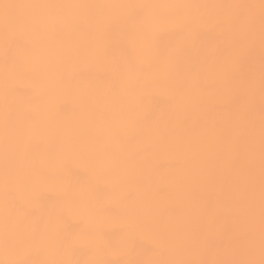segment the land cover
<instances>
[{
    "label": "bare ground",
    "instance_id": "1",
    "mask_svg": "<svg viewBox=\"0 0 264 264\" xmlns=\"http://www.w3.org/2000/svg\"><path fill=\"white\" fill-rule=\"evenodd\" d=\"M7 2L256 5L250 10L256 31L255 175L250 180L249 112L237 100L244 95L247 50L225 64L238 47L227 20L245 10H149L146 27L125 9L96 10L95 16L64 10L38 29L14 33L7 61L0 28V239L6 112L10 163L20 178L9 210L22 230L34 219L63 214L81 240L60 258L114 264L224 258L230 238L242 243L248 230L252 182L258 229L260 0ZM222 67L225 85L218 77ZM69 144L97 151L105 172L67 153ZM81 197L91 211L78 206ZM134 210L145 214L147 227H128ZM5 258L0 245V260Z\"/></svg>",
    "mask_w": 264,
    "mask_h": 264
},
{
    "label": "snow or ice",
    "instance_id": "2",
    "mask_svg": "<svg viewBox=\"0 0 264 264\" xmlns=\"http://www.w3.org/2000/svg\"><path fill=\"white\" fill-rule=\"evenodd\" d=\"M208 7H221L245 10L233 15L227 20L234 34L237 37L238 47L229 57L225 64H233L240 58V49L247 50V72L241 85L244 95L237 100L243 101L249 112V137L246 144V151L250 158L249 177L254 181V152H255V120L252 114V100L256 93V62L254 56L256 44L255 16L251 9L256 5H180V4H41V3H12L7 0H0V28L5 38L6 61L9 56L10 37L22 28L38 29L54 19L59 18L64 10L86 9L95 16L96 10L103 9H125L128 18L137 19L145 27L148 24L149 10L166 9H200ZM260 16V61H259V93L261 98L260 110V206L259 226L255 222V187L254 182L250 183L248 189L249 201V227L242 243H232L225 249L224 258L219 259H172V260H124L117 264H264V0L259 4ZM225 21H220L223 24ZM98 23L102 21L98 20ZM190 21H185L187 27ZM98 51V50H97ZM93 54H96L94 52ZM14 59V57H13ZM222 85L228 84L227 68L222 67L218 74ZM8 114H5V157L3 183L5 190V212L2 226V245L6 258L0 260V264H114L105 260H70L60 258L63 254L74 251L75 244L81 237L72 230L70 223L63 214L56 216L49 215L47 218L34 219L31 227L22 230L9 210V202L12 198V187L19 181V177L13 172L10 163L8 149ZM65 151L77 155L96 171L105 172L104 161L100 154L88 145L69 144ZM26 186L32 184V179L25 178ZM78 206L85 211H91L88 200L81 197ZM22 215L27 216L24 211ZM64 225L62 228L61 225ZM145 214L134 210L129 214L128 227L132 230L147 227ZM122 248L127 250L126 241L122 242ZM258 254V258H257Z\"/></svg>",
    "mask_w": 264,
    "mask_h": 264
}]
</instances>
